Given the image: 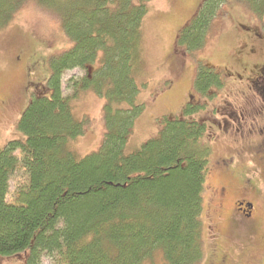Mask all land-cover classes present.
Listing matches in <instances>:
<instances>
[{"label":"trees","instance_id":"obj_1","mask_svg":"<svg viewBox=\"0 0 264 264\" xmlns=\"http://www.w3.org/2000/svg\"><path fill=\"white\" fill-rule=\"evenodd\" d=\"M228 1L202 0L175 38L176 56L195 63L202 101L162 118L157 135L127 154L144 109L136 73L151 0H0V31L33 2L70 44L47 65L30 56L26 67L32 78L43 67L46 85L16 124L22 139L0 147V258L28 251L25 264H149L159 255L163 264H201L211 253L203 232L211 140L192 116L225 87L222 71L197 58ZM235 2L264 14V0ZM74 69L84 75L67 80L64 95L62 77ZM88 90L104 101L105 134L97 151L79 158L71 144L87 122L73 103Z\"/></svg>","mask_w":264,"mask_h":264},{"label":"rangeland","instance_id":"obj_2","mask_svg":"<svg viewBox=\"0 0 264 264\" xmlns=\"http://www.w3.org/2000/svg\"><path fill=\"white\" fill-rule=\"evenodd\" d=\"M201 2L151 0L148 5L136 73L138 97L144 109L135 119L126 145L127 154L157 135L162 118L182 117L186 103L202 101L193 89L195 63L181 52V56H176L175 49L178 32ZM69 47L61 24L33 2L18 11L0 31V147L10 140L22 139L16 124L45 80L43 67L31 77L27 69L30 56L42 63L46 60L47 65L50 55ZM204 50L197 59L222 71L225 87L219 88L212 101L206 98V108L192 116L206 124L212 148L203 194V232L210 242L214 233H218L214 243L218 250H210L201 264H216L213 258L220 251L228 256L227 264H264V83L255 80L257 65L264 64V14L260 17L243 3L229 0L214 20ZM83 75L79 69L65 72L62 93H70L65 87L67 80ZM103 102L88 90L73 103L76 118H85L87 122L85 134L71 144V150L79 158L97 151L101 145L105 134ZM224 158L225 162L235 160L234 170L221 166ZM242 175L247 176L249 183L255 182V186L243 185ZM235 199L257 205L251 224L232 223L231 219L239 220L234 215ZM219 202L223 211L217 215L214 208ZM27 255L25 251L3 257L0 264H25ZM41 264H50V260L44 258ZM149 264H163L161 256Z\"/></svg>","mask_w":264,"mask_h":264},{"label":"flooded vegetation","instance_id":"obj_3","mask_svg":"<svg viewBox=\"0 0 264 264\" xmlns=\"http://www.w3.org/2000/svg\"><path fill=\"white\" fill-rule=\"evenodd\" d=\"M261 65H263V64L257 65V68H258L257 72L258 73H256L255 80L258 82L261 81V83H264V66L260 68L259 66H261ZM224 160H226V158L222 159V163H220L221 166H223V165L226 166L227 170H234L235 160L228 159L226 162ZM241 179L243 180V181H241V182H243L242 183L243 185L249 184L250 186H255V184H256L255 182L252 184L249 183L247 176L243 177V175H242ZM222 191H224V187L221 188V192ZM233 206H235L234 215L239 217V220L238 221L236 220L235 222L233 221V219H231L233 224H236V223L241 224V222H242V224H247V223L251 224L253 222V218L256 216L255 210L258 209L257 205L255 203H253L252 201L235 199V201H233ZM214 209H215L214 211L217 213V215H220V213H222V211H223V205H221L219 202V204H217ZM232 213H233V211H232ZM240 220H243V221H240ZM216 235H218V233L215 232L212 241L209 242V243H212V246H210V250L217 249V247L214 246V243H215L216 237H217ZM227 258H228V256L224 255V252L220 251L219 254L216 255L215 258H213V261H215L216 264H227L226 263Z\"/></svg>","mask_w":264,"mask_h":264}]
</instances>
